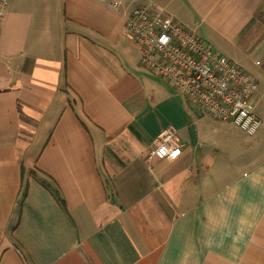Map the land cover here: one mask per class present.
Masks as SVG:
<instances>
[{"label":"crops","instance_id":"0c3cea01","mask_svg":"<svg viewBox=\"0 0 264 264\" xmlns=\"http://www.w3.org/2000/svg\"><path fill=\"white\" fill-rule=\"evenodd\" d=\"M151 1L255 80L262 126L203 115L143 66L125 29L140 0H45L37 16L9 0L0 264H264V0ZM167 128L180 156L149 158Z\"/></svg>","mask_w":264,"mask_h":264},{"label":"built area","instance_id":"2783aa9c","mask_svg":"<svg viewBox=\"0 0 264 264\" xmlns=\"http://www.w3.org/2000/svg\"><path fill=\"white\" fill-rule=\"evenodd\" d=\"M118 11L124 0H96ZM9 0H0V22ZM125 29L137 44L143 66L168 83L198 110L211 118L229 122L253 136L263 124L250 99L256 82L234 63L215 53L188 25L164 16L151 0L126 16ZM182 143L172 128L163 130L151 144L149 158L176 159Z\"/></svg>","mask_w":264,"mask_h":264},{"label":"rangeland","instance_id":"374dc122","mask_svg":"<svg viewBox=\"0 0 264 264\" xmlns=\"http://www.w3.org/2000/svg\"><path fill=\"white\" fill-rule=\"evenodd\" d=\"M15 1H16L15 3H17L19 7L25 9V11L22 10L21 12L22 14H26V12L31 11V9L33 8V10L36 11L35 15L37 16L38 15L37 11L39 10L41 3H43V1L45 0H15ZM28 13H31L32 15H34L32 12H28ZM26 21L27 19L25 18L24 22ZM251 104H254L253 100H251ZM221 127L223 128V130H221L222 131L221 136L223 137L224 141L228 139L232 140L235 138V136H237V138H240V139H245L244 135L240 133V131L237 132L233 127H231L227 123H223ZM40 134L41 133H39V135L36 136L35 142L40 141L39 140L41 138Z\"/></svg>","mask_w":264,"mask_h":264},{"label":"trees","instance_id":"16d2710c","mask_svg":"<svg viewBox=\"0 0 264 264\" xmlns=\"http://www.w3.org/2000/svg\"><path fill=\"white\" fill-rule=\"evenodd\" d=\"M54 195H56V194L54 193Z\"/></svg>","mask_w":264,"mask_h":264}]
</instances>
